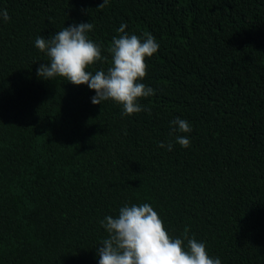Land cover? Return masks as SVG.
<instances>
[{"label":"trees","instance_id":"16d2710c","mask_svg":"<svg viewBox=\"0 0 264 264\" xmlns=\"http://www.w3.org/2000/svg\"><path fill=\"white\" fill-rule=\"evenodd\" d=\"M102 2L0 0V264H98L100 221L144 203L221 264H264V0ZM89 22L107 57L93 73L121 24L159 43L140 81L151 114L37 75L36 38ZM178 117L191 133L170 134Z\"/></svg>","mask_w":264,"mask_h":264},{"label":"clouds","instance_id":"9594fccd","mask_svg":"<svg viewBox=\"0 0 264 264\" xmlns=\"http://www.w3.org/2000/svg\"><path fill=\"white\" fill-rule=\"evenodd\" d=\"M108 3L109 0H103L98 9L105 8ZM0 19L10 20L7 10H0ZM93 28L91 22L74 23L49 39L37 37L35 47L49 58L48 63L40 64L37 75L44 80L62 77L76 86L87 85L96 93L91 101L94 105L112 101L122 106L124 116L141 112L151 114V109L142 106L140 101L154 96L155 90L140 81L147 76L146 58L158 52L159 43L147 32L143 39L126 33L127 25L121 24L118 29L121 35L113 37L107 48L112 58L110 66L106 71L93 73L88 71L90 66L107 60L101 55L102 46L88 37ZM171 124L170 134L192 131V126L185 119L178 117ZM175 142L183 148L191 144L187 135H176ZM158 146L173 150L172 143H160ZM100 223L108 236L96 249L98 264H221L218 257L209 256L205 243L189 237L188 228L184 230L183 239L172 238L150 204L125 205L119 209L117 217L106 216Z\"/></svg>","mask_w":264,"mask_h":264}]
</instances>
